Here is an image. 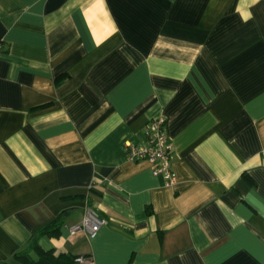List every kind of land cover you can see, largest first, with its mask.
<instances>
[{
	"label": "crops",
	"instance_id": "1",
	"mask_svg": "<svg viewBox=\"0 0 264 264\" xmlns=\"http://www.w3.org/2000/svg\"><path fill=\"white\" fill-rule=\"evenodd\" d=\"M0 42V263L63 213L92 264H264V0H0Z\"/></svg>",
	"mask_w": 264,
	"mask_h": 264
},
{
	"label": "built area",
	"instance_id": "2",
	"mask_svg": "<svg viewBox=\"0 0 264 264\" xmlns=\"http://www.w3.org/2000/svg\"><path fill=\"white\" fill-rule=\"evenodd\" d=\"M2 43L0 42V52ZM145 142L143 144H126V157L132 161H148L152 165L153 175H161L167 186L176 183V175L172 169V145L166 130V119L163 115L150 119L144 128ZM107 224V219L90 206H86L82 219L74 224L64 227L70 234L84 232L89 237H94L98 230ZM79 264H90V256L77 257Z\"/></svg>",
	"mask_w": 264,
	"mask_h": 264
},
{
	"label": "trees",
	"instance_id": "3",
	"mask_svg": "<svg viewBox=\"0 0 264 264\" xmlns=\"http://www.w3.org/2000/svg\"><path fill=\"white\" fill-rule=\"evenodd\" d=\"M62 215L63 213L59 214L47 225L35 229L26 245L16 251L10 260L0 264H79L76 259L80 255L58 251L55 248L45 250L39 244V238L43 235L50 237L59 235L60 226L63 223Z\"/></svg>",
	"mask_w": 264,
	"mask_h": 264
}]
</instances>
